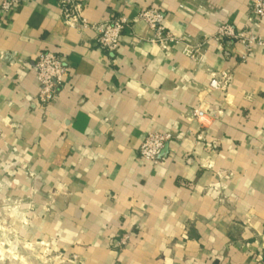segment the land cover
I'll return each mask as SVG.
<instances>
[{"label":"crops","instance_id":"obj_1","mask_svg":"<svg viewBox=\"0 0 264 264\" xmlns=\"http://www.w3.org/2000/svg\"><path fill=\"white\" fill-rule=\"evenodd\" d=\"M3 1L0 191L28 196L21 237L52 241L67 264H264V44L216 34L226 22L264 38L253 0H77L91 21L131 20L115 52L67 25L62 0ZM152 5L175 36L204 42L197 58L148 39ZM42 50L71 67L50 104ZM223 71L229 89H210ZM148 132L172 134L156 164L140 156Z\"/></svg>","mask_w":264,"mask_h":264},{"label":"built area","instance_id":"obj_2","mask_svg":"<svg viewBox=\"0 0 264 264\" xmlns=\"http://www.w3.org/2000/svg\"><path fill=\"white\" fill-rule=\"evenodd\" d=\"M22 0H4L2 10L9 11L21 5ZM84 4L77 0H62L61 15L64 22L80 32L92 29L96 33L97 41L104 50L115 52L121 43L123 32L130 27L131 20L125 16H117L104 21H91L84 15ZM252 12L255 19L264 21V0H253L251 3ZM139 18L144 20L154 34L148 38L151 42L157 43L165 50H169L171 45L185 42L186 54L192 58H197L204 42L195 45L186 38H180L170 32L165 25L166 15L158 6H148L144 8ZM217 37L222 44L233 40L244 44L250 48L253 44H264V38L255 33L252 29L237 30L230 23H222L216 31ZM243 59L246 55L242 56ZM36 77L39 83L38 100L41 104H50L56 97L63 81L71 73V67L67 63L66 56L57 54L50 50H42L37 57ZM231 73L223 71L212 73L209 88L212 90L227 91L230 86ZM205 111L201 108H194L193 117H203ZM172 137L170 132H148L140 147V156L143 160L156 164L165 146V143ZM128 239L124 236L123 242Z\"/></svg>","mask_w":264,"mask_h":264},{"label":"rangeland","instance_id":"obj_3","mask_svg":"<svg viewBox=\"0 0 264 264\" xmlns=\"http://www.w3.org/2000/svg\"><path fill=\"white\" fill-rule=\"evenodd\" d=\"M0 191V264H67L72 263L71 258H66L58 250L52 241L24 240L21 237L20 226L23 224L20 215L26 212L28 196H7ZM29 210V209H28ZM27 210V211H28ZM15 216V217H14ZM15 218L17 222H8L9 218ZM18 218V219H17ZM121 238L118 247L122 248L128 239ZM52 251V253H50Z\"/></svg>","mask_w":264,"mask_h":264}]
</instances>
